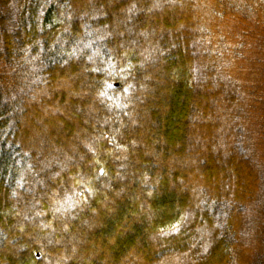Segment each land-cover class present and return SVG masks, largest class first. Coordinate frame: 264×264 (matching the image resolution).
Here are the masks:
<instances>
[{
	"label": "trees",
	"instance_id": "obj_1",
	"mask_svg": "<svg viewBox=\"0 0 264 264\" xmlns=\"http://www.w3.org/2000/svg\"><path fill=\"white\" fill-rule=\"evenodd\" d=\"M0 264H264V0H0Z\"/></svg>",
	"mask_w": 264,
	"mask_h": 264
},
{
	"label": "rangeland",
	"instance_id": "obj_2",
	"mask_svg": "<svg viewBox=\"0 0 264 264\" xmlns=\"http://www.w3.org/2000/svg\"><path fill=\"white\" fill-rule=\"evenodd\" d=\"M258 244V240L255 243H251L250 247H255Z\"/></svg>",
	"mask_w": 264,
	"mask_h": 264
},
{
	"label": "snow or ice",
	"instance_id": "obj_3",
	"mask_svg": "<svg viewBox=\"0 0 264 264\" xmlns=\"http://www.w3.org/2000/svg\"><path fill=\"white\" fill-rule=\"evenodd\" d=\"M101 175H103V170L101 169ZM174 227H178V226H174Z\"/></svg>",
	"mask_w": 264,
	"mask_h": 264
}]
</instances>
